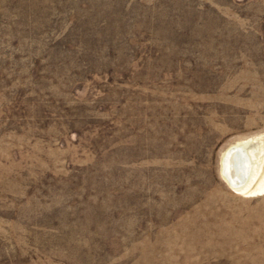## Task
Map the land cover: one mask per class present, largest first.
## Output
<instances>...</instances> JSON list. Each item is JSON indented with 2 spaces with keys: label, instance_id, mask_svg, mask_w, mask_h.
<instances>
[{
  "label": "rangeland",
  "instance_id": "rangeland-1",
  "mask_svg": "<svg viewBox=\"0 0 264 264\" xmlns=\"http://www.w3.org/2000/svg\"><path fill=\"white\" fill-rule=\"evenodd\" d=\"M246 141L264 0H0V264H264Z\"/></svg>",
  "mask_w": 264,
  "mask_h": 264
},
{
  "label": "bare ground",
  "instance_id": "bare-ground-1",
  "mask_svg": "<svg viewBox=\"0 0 264 264\" xmlns=\"http://www.w3.org/2000/svg\"><path fill=\"white\" fill-rule=\"evenodd\" d=\"M234 152H236L235 155H233ZM254 152L255 148L246 141L229 147L223 156L224 178L238 192L264 191V176L260 182L252 186L258 168L256 167L257 156ZM238 177L240 180H237Z\"/></svg>",
  "mask_w": 264,
  "mask_h": 264
},
{
  "label": "water",
  "instance_id": "water-1",
  "mask_svg": "<svg viewBox=\"0 0 264 264\" xmlns=\"http://www.w3.org/2000/svg\"><path fill=\"white\" fill-rule=\"evenodd\" d=\"M236 152L233 153V155H235ZM237 180H240L239 177L237 178Z\"/></svg>",
  "mask_w": 264,
  "mask_h": 264
}]
</instances>
